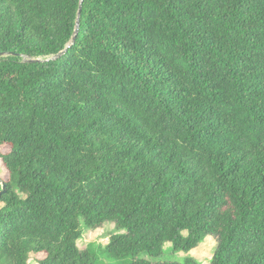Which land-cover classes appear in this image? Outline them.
<instances>
[{
    "label": "trees",
    "instance_id": "16d2710c",
    "mask_svg": "<svg viewBox=\"0 0 264 264\" xmlns=\"http://www.w3.org/2000/svg\"><path fill=\"white\" fill-rule=\"evenodd\" d=\"M0 54V264H264V0H0Z\"/></svg>",
    "mask_w": 264,
    "mask_h": 264
},
{
    "label": "rangeland",
    "instance_id": "374dc122",
    "mask_svg": "<svg viewBox=\"0 0 264 264\" xmlns=\"http://www.w3.org/2000/svg\"><path fill=\"white\" fill-rule=\"evenodd\" d=\"M9 149V146H4L0 150L5 152ZM3 162L0 158V178L4 181L8 179V172L3 168ZM117 232L116 225L112 222H106L103 225L91 229H85L83 237L78 241V245L81 249H84L89 243H94L95 245H106L109 242L110 236ZM217 246V238L214 235H209L205 240L200 243L195 249L185 252L179 249H175L174 245L171 242H166L163 247V252L159 256L161 259H175V260H184L187 256H193L197 260L201 261L202 264H211L210 260L215 253ZM148 255V254H144ZM45 254L34 255L32 257L30 264H39L36 261V258H43ZM153 258V256L148 255Z\"/></svg>",
    "mask_w": 264,
    "mask_h": 264
},
{
    "label": "water",
    "instance_id": "95a60500",
    "mask_svg": "<svg viewBox=\"0 0 264 264\" xmlns=\"http://www.w3.org/2000/svg\"><path fill=\"white\" fill-rule=\"evenodd\" d=\"M80 16H81V10H80V13H79V18H78V23H77V24H78V27H77V29H76V32H75V34H74V36H73V38H72V41H71V43H70L69 46H71L72 44H74L75 41H76V39H77V35H78V32H79V26H80ZM63 53H64V52H62V53H60V54L54 56L53 58H54V59H58L59 57H61V55H62ZM0 55L2 56V55H4V54H0ZM5 189H6V185L3 184V190H2V192H4ZM2 192H0V195H1Z\"/></svg>",
    "mask_w": 264,
    "mask_h": 264
}]
</instances>
